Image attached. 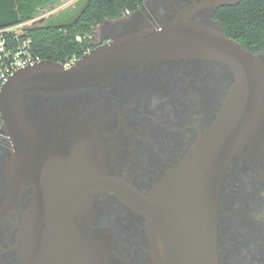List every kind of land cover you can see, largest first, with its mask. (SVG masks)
Here are the masks:
<instances>
[{
  "label": "flooded vegetation",
  "instance_id": "af4514ba",
  "mask_svg": "<svg viewBox=\"0 0 264 264\" xmlns=\"http://www.w3.org/2000/svg\"><path fill=\"white\" fill-rule=\"evenodd\" d=\"M243 1L147 0L142 11L97 26L91 45L95 48L132 29L133 17L140 16L136 27L157 28L186 9L195 12V22L223 31L216 13ZM249 52L264 69V48ZM234 83L233 71L220 62L158 60L79 90L28 94L25 102L32 116L69 115L86 129L82 157L73 140L58 134L54 138L61 154L87 162L75 170L86 176L72 179H83L86 186L76 193V201H34L25 179L21 201L15 206L6 201L14 142L3 132L0 264H34L21 245L26 235L39 240L38 258L43 252L56 255L45 264H84L72 251L75 239L77 244H95V252L105 260L99 264H159V236L137 209L106 190V179L129 189L132 201L159 196L199 134L219 114ZM216 195L218 264H264V121L231 157Z\"/></svg>",
  "mask_w": 264,
  "mask_h": 264
},
{
  "label": "water",
  "instance_id": "95a60500",
  "mask_svg": "<svg viewBox=\"0 0 264 264\" xmlns=\"http://www.w3.org/2000/svg\"><path fill=\"white\" fill-rule=\"evenodd\" d=\"M194 16L195 12L186 9L157 28L136 27L140 16L133 17L135 27L96 46L70 67L43 60L9 75L0 88V139L5 132L14 142L6 201H13L14 206L21 201L25 179L31 183L34 201H76V193L86 186L83 179H72L86 176L87 173L75 170L87 162L67 158L57 150L54 141L55 134L73 140L80 146L77 155L82 157L86 155V129L69 115L32 116L25 102L28 94L79 90L126 68L152 61L220 62L233 71L235 83L219 114L199 134L162 193L145 201H132L129 189L116 180L106 179V190L137 209L159 236L163 247L159 264H218L216 193L231 157L264 121V69L258 58L240 43L227 38L221 29L195 22ZM38 241L30 235L21 238L28 260L34 264L51 262L56 256L52 252H43L38 258ZM76 242L77 239L72 251L84 264L105 262L103 255L95 252L93 242Z\"/></svg>",
  "mask_w": 264,
  "mask_h": 264
},
{
  "label": "trees",
  "instance_id": "16d2710c",
  "mask_svg": "<svg viewBox=\"0 0 264 264\" xmlns=\"http://www.w3.org/2000/svg\"><path fill=\"white\" fill-rule=\"evenodd\" d=\"M59 0H0V30L23 25L32 20L35 13ZM143 0H87L75 21L63 26L31 27L14 40L13 45L30 40V52L40 58L65 64L68 58H80L85 50L92 48L95 29L107 20H121L126 10L135 11ZM216 19L222 25L227 38L235 40L244 48L253 51L264 48V0H244L236 7L221 9ZM84 36L82 42L75 41Z\"/></svg>",
  "mask_w": 264,
  "mask_h": 264
},
{
  "label": "built area",
  "instance_id": "2783aa9c",
  "mask_svg": "<svg viewBox=\"0 0 264 264\" xmlns=\"http://www.w3.org/2000/svg\"><path fill=\"white\" fill-rule=\"evenodd\" d=\"M147 0H143L141 4L137 5V10H140L145 2ZM131 10H126L124 13L125 16H130L132 12ZM15 27H10L6 29H1L0 30V88L2 87L3 83L6 81V79L11 75L13 72L16 70L29 65V64H35L40 62V58L36 55H33L30 52V40H25L22 43H18L17 45H13L8 37L7 33H12L14 40H18V36L20 33L16 32ZM85 39L84 36L77 35L75 37V41L77 42H82ZM93 48H87L83 55L85 53H88L92 50ZM79 58L76 57H71L68 58L65 61L64 67H70L72 66ZM2 125V118L0 117V129Z\"/></svg>",
  "mask_w": 264,
  "mask_h": 264
},
{
  "label": "rangeland",
  "instance_id": "374dc122",
  "mask_svg": "<svg viewBox=\"0 0 264 264\" xmlns=\"http://www.w3.org/2000/svg\"><path fill=\"white\" fill-rule=\"evenodd\" d=\"M87 0H59L39 9L32 20L15 28L16 32L23 33L28 28L39 26H63L73 23L85 7ZM99 34V30H96Z\"/></svg>",
  "mask_w": 264,
  "mask_h": 264
}]
</instances>
